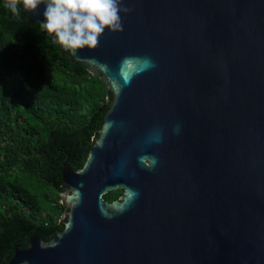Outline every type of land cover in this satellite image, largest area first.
Returning <instances> with one entry per match:
<instances>
[{
	"label": "water",
	"instance_id": "water-1",
	"mask_svg": "<svg viewBox=\"0 0 264 264\" xmlns=\"http://www.w3.org/2000/svg\"><path fill=\"white\" fill-rule=\"evenodd\" d=\"M122 6L123 31L75 55L41 28L112 99L83 167L63 169L64 230L8 264H264V0Z\"/></svg>",
	"mask_w": 264,
	"mask_h": 264
},
{
	"label": "trees",
	"instance_id": "trees-1",
	"mask_svg": "<svg viewBox=\"0 0 264 264\" xmlns=\"http://www.w3.org/2000/svg\"><path fill=\"white\" fill-rule=\"evenodd\" d=\"M0 0V264L64 230L62 173L81 169L110 108L100 77ZM123 191L104 196L118 200Z\"/></svg>",
	"mask_w": 264,
	"mask_h": 264
},
{
	"label": "clouds",
	"instance_id": "clouds-1",
	"mask_svg": "<svg viewBox=\"0 0 264 264\" xmlns=\"http://www.w3.org/2000/svg\"><path fill=\"white\" fill-rule=\"evenodd\" d=\"M19 0H9L6 4L14 15H19ZM24 7L35 11L41 4L46 5L43 15L46 22L41 23L42 29L54 34L56 42L65 50L96 49L99 47V37L107 29L109 33L123 31L120 13L128 14L130 8L122 6V0H23ZM127 62V61H125ZM146 64L149 61H145ZM179 126L174 128L178 132ZM163 129L156 128L148 136L147 142L161 143ZM142 164L155 167L157 159L149 160L146 156L139 157ZM26 264V262H25Z\"/></svg>",
	"mask_w": 264,
	"mask_h": 264
}]
</instances>
